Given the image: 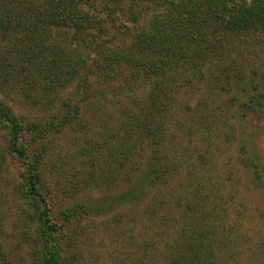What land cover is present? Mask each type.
I'll list each match as a JSON object with an SVG mask.
<instances>
[{
	"label": "trees",
	"instance_id": "obj_1",
	"mask_svg": "<svg viewBox=\"0 0 264 264\" xmlns=\"http://www.w3.org/2000/svg\"><path fill=\"white\" fill-rule=\"evenodd\" d=\"M200 82L264 123V0H0V264H82L92 221L113 215L123 235L124 210L157 220L150 241L137 238L167 255L155 264H218L211 222H190L212 216L195 202L204 197L190 189L173 204L168 166L180 91ZM18 95L42 119L18 114L7 101ZM214 104L201 103L197 129L229 111ZM241 161L263 186L264 167ZM48 173L75 193L114 192L57 217ZM13 210L29 243L21 257L6 244Z\"/></svg>",
	"mask_w": 264,
	"mask_h": 264
},
{
	"label": "rangeland",
	"instance_id": "obj_2",
	"mask_svg": "<svg viewBox=\"0 0 264 264\" xmlns=\"http://www.w3.org/2000/svg\"><path fill=\"white\" fill-rule=\"evenodd\" d=\"M222 95H217L204 82L184 87L180 91L179 104L173 111L171 125L173 142H170L168 150V166L173 168V204L176 202L175 197L182 191L190 195L192 189L193 195L194 190L195 194H202L204 198L201 202L195 195V202L200 204L199 207L208 208L212 216L206 214L202 218V213L198 212V219L194 218L195 214L189 221L195 225V221L205 224L211 222L214 234L209 235L213 237L218 264H264V183L263 186H256L249 169L241 161L242 155L250 154L264 167V123L255 114L248 112L243 116L240 107L231 106L228 100L230 96ZM21 99L18 95L9 97L7 101L18 114L28 119H42V111L33 109ZM219 101L229 111L223 110L220 119L218 114L213 113L211 118L215 119V124L211 125L212 129L208 132L197 129L198 124L201 125V103L205 102L211 109ZM62 145L64 149L69 146L66 141H62ZM11 168L13 173L20 171L19 164L14 161ZM48 174L45 184L51 192L52 209L57 217L64 210L82 202L96 201L99 197L104 200L114 192L107 188H90L75 193L69 189L70 180L64 175ZM122 179L117 186L119 190L123 188ZM176 210L173 209L175 213ZM16 214V210H13L4 215L5 236L9 238V241L6 240L9 248L21 257L28 251L29 243L21 237L24 234L22 227H14ZM119 215L122 219L119 223L121 230L125 232L123 235L118 232L113 215L107 214L92 221L89 237L79 246L82 250L80 263L142 264L149 261L155 264L166 259L167 255L163 258L160 253L151 252L144 241L138 240L146 237L150 241L147 235L157 229L156 219H151L144 210H124ZM58 221L62 223L63 219L59 218ZM66 225V228L76 226L73 221ZM175 230H181V222L176 217L173 218V232Z\"/></svg>",
	"mask_w": 264,
	"mask_h": 264
}]
</instances>
